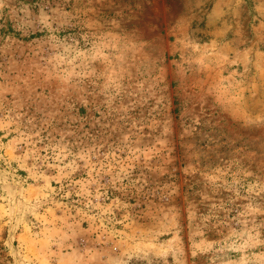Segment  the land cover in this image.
Here are the masks:
<instances>
[{
  "label": "rangeland",
  "instance_id": "rangeland-1",
  "mask_svg": "<svg viewBox=\"0 0 264 264\" xmlns=\"http://www.w3.org/2000/svg\"><path fill=\"white\" fill-rule=\"evenodd\" d=\"M0 264H264V0H0Z\"/></svg>",
  "mask_w": 264,
  "mask_h": 264
}]
</instances>
